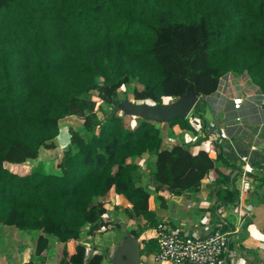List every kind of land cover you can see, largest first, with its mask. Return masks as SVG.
I'll return each mask as SVG.
<instances>
[{
    "label": "trees",
    "instance_id": "1",
    "mask_svg": "<svg viewBox=\"0 0 264 264\" xmlns=\"http://www.w3.org/2000/svg\"><path fill=\"white\" fill-rule=\"evenodd\" d=\"M229 72L246 73L264 94V0H0V225L35 232V256L55 240L60 264H103L84 232L122 228L105 217L122 194L128 219L144 221L130 229L142 254L158 251L156 210L166 200L142 184L136 160L156 155L157 192L198 191L213 158L165 145L161 126L172 136L203 130L205 98ZM133 81L137 101L166 104L188 90L201 101L187 118L132 126L118 95ZM73 115L85 133L70 128L59 170L7 166L59 152L60 120ZM219 193L222 204L239 198Z\"/></svg>",
    "mask_w": 264,
    "mask_h": 264
},
{
    "label": "crops",
    "instance_id": "2",
    "mask_svg": "<svg viewBox=\"0 0 264 264\" xmlns=\"http://www.w3.org/2000/svg\"><path fill=\"white\" fill-rule=\"evenodd\" d=\"M236 96L244 98L240 109L234 107L233 97ZM205 102L206 126L203 130L197 134L188 131L171 135V142H166L164 138L165 145L180 141L191 144L194 153L205 149L211 155L215 167L203 179L200 189L177 195L167 190L157 192L151 182L156 167V155L153 153H146L136 160L142 174V184L152 193L164 196L165 203H158L156 211L160 222L171 230L199 237L209 235L220 223L237 230L228 255L219 264H264V94L249 76L233 73L219 85L216 92L205 98ZM51 151L47 150V155ZM58 162L55 164L58 165ZM220 191L228 194L237 192L239 198L222 204ZM116 204L120 206L118 211L130 206L122 194H116ZM112 211L105 217L123 220L122 217H115ZM125 224H129L128 220L124 221L123 226ZM8 227L12 226L0 227V264H60V244L57 241L51 240L48 249L35 256L33 248L36 237L33 239L30 233L29 241L24 235L11 243V237L5 233ZM112 230L100 234L114 233ZM97 236H88L84 232L83 242L90 250L91 245H98ZM112 236L115 238L112 239L111 249H114L124 238L114 244L117 235ZM139 241L142 264H176L173 261L158 263L154 258L157 251L142 254L143 246Z\"/></svg>",
    "mask_w": 264,
    "mask_h": 264
},
{
    "label": "rangeland",
    "instance_id": "3",
    "mask_svg": "<svg viewBox=\"0 0 264 264\" xmlns=\"http://www.w3.org/2000/svg\"><path fill=\"white\" fill-rule=\"evenodd\" d=\"M245 77H247L248 75L242 74ZM241 75V76H242ZM138 84L136 82H130L128 85L123 86L120 90H119V95H118V99L120 100V102L126 101V100H131L137 103H149V104H154L153 101L151 100H147V101H137L136 99H134L133 96V89L135 86H137ZM178 98H170V99H166L165 102L166 103H171L176 101ZM103 108L106 110H110L111 107H109L107 104L103 105ZM119 113L123 114V110H120ZM127 119L129 121V123H131L132 126L136 125L140 118L136 117V116H127ZM83 120L82 118L78 117V116H68L62 120H60V134H59V138L57 139V147L59 148V152L56 151V149L51 151L50 155H47V150H43L40 154V156L37 159H32L29 160L27 164L25 165H14V164H8L7 166L16 171V172H20V173H24L26 171H32V170H45L48 172H54L57 170V166L55 163H57V158L59 157V154L66 149L67 145L69 144L70 141V128H74V129H79L81 130V132L84 134L85 130H83ZM163 129V135L164 138L166 140V142H171L172 140V136L170 134V132L168 131V127L167 126H161ZM146 154V153H145ZM152 168V167H151ZM152 182V180H151ZM150 182V184H151ZM149 184V185H150ZM149 187V186H148ZM151 188V187H150ZM118 206V205H117ZM120 207V206H118ZM118 209V208H117ZM117 209H114L112 211L113 215H115V217H122L123 220H120L119 222L122 223V225L124 224L125 220H128V225L125 224L122 228L120 229H113L112 231L114 233H110L108 235L104 234H98L97 233V244L99 247H101V249L105 252L106 256H105V260L103 262V264H111V259L113 258L115 249L117 248V246H115L116 248L111 249L112 248V244L113 241L112 239L115 238L114 235H117L116 237V241L114 244H117V242L121 239L124 238V236L126 235V232H129V230L133 227H136L138 223L141 224L140 219H134L135 221H137V223L135 224L134 220L128 219V217L124 214L123 210L122 211H118ZM133 226V227H132ZM0 227H2V225H0ZM110 230V229H109ZM5 233L6 236L11 237L9 238V240L11 239V243L14 241V239L21 238L22 236L26 235L27 240L29 241V238L31 239V237L29 236L30 232H26V234H22L23 232H20L19 230H17L14 227H8L5 228ZM33 239L36 237V233L32 232L31 233ZM25 237V236H24ZM98 239H101L102 242H99ZM119 244V243H118Z\"/></svg>",
    "mask_w": 264,
    "mask_h": 264
},
{
    "label": "built area",
    "instance_id": "4",
    "mask_svg": "<svg viewBox=\"0 0 264 264\" xmlns=\"http://www.w3.org/2000/svg\"><path fill=\"white\" fill-rule=\"evenodd\" d=\"M232 74L229 72L221 77L220 85ZM243 102L242 96L233 97L236 109H240ZM156 231L160 249L154 255L155 260L176 264H219L228 255L237 232L220 223L205 237L191 236L171 230L164 222L158 224Z\"/></svg>",
    "mask_w": 264,
    "mask_h": 264
},
{
    "label": "water",
    "instance_id": "5",
    "mask_svg": "<svg viewBox=\"0 0 264 264\" xmlns=\"http://www.w3.org/2000/svg\"><path fill=\"white\" fill-rule=\"evenodd\" d=\"M199 101V93L188 90L183 96L171 103L149 104L126 100L118 105V109L123 110L127 115L164 123L178 117H189ZM119 220L116 221L119 222ZM112 263L142 264L140 241L131 232H126L123 241L115 249Z\"/></svg>",
    "mask_w": 264,
    "mask_h": 264
}]
</instances>
